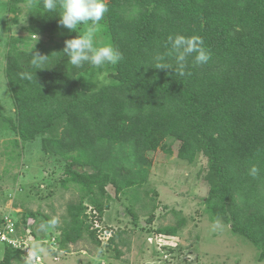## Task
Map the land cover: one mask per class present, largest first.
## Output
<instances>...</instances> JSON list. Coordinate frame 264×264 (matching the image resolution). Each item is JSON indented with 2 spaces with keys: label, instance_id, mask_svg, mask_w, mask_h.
<instances>
[{
  "label": "trees",
  "instance_id": "1",
  "mask_svg": "<svg viewBox=\"0 0 264 264\" xmlns=\"http://www.w3.org/2000/svg\"><path fill=\"white\" fill-rule=\"evenodd\" d=\"M23 2L9 0L8 8L18 11ZM106 3L108 35L123 59L115 65L113 81L99 89L77 85L78 74L92 65L76 68L68 62L64 41L75 36L59 26L58 13L44 10L42 0L30 10L27 30L47 39L32 49L30 37H15L6 54L13 108L0 106V136L12 130L21 142L39 139L41 152L57 157L63 168L61 185L75 183L81 190L78 203L67 207L59 234L51 232L48 239L63 252L84 233L99 244L98 225L92 228L88 222L86 203L99 217L111 196L107 185L116 193L130 188L136 194L150 170V153L173 139L179 159L192 163L199 154L206 157L204 204L210 219L230 223L232 232L253 244L257 259L264 260V0ZM176 34L199 35L212 54L198 67L189 57L190 76L153 67L155 57L166 51L167 37ZM17 42L21 46H14ZM37 51L50 54L44 65L49 68L32 66ZM21 72L35 74L33 80L21 79ZM253 164L260 168L258 179L249 175ZM29 216L34 215L13 218L15 226L22 222L37 235ZM155 231L175 235L177 228ZM112 242L111 235L106 244ZM1 243L2 263L28 264L22 250Z\"/></svg>",
  "mask_w": 264,
  "mask_h": 264
},
{
  "label": "rangeland",
  "instance_id": "2",
  "mask_svg": "<svg viewBox=\"0 0 264 264\" xmlns=\"http://www.w3.org/2000/svg\"><path fill=\"white\" fill-rule=\"evenodd\" d=\"M8 1L0 0V106L6 111L13 108L5 76L6 54L13 47V38L30 37V43H34L36 34L39 39H47V35L27 30L31 22L26 2L19 3L16 11L12 7L9 10ZM100 23L97 45H112L105 19ZM73 35L78 33L73 31ZM14 46H21L20 42ZM114 71L112 64L99 69L90 66L78 74L77 85L82 90L95 91L113 81ZM163 144L166 149L163 145L150 153V170L144 183L136 187V194L130 188L116 193L107 185L111 196L99 217L86 203L88 222L101 230L100 243L84 233L63 252L38 241L48 238L51 232L59 234L58 228L68 219L67 207L78 203L81 190L75 183L61 185L63 168L57 157L41 152L39 139L21 142L8 130L0 136V219L9 216L20 221L22 214L34 215L28 221L34 224L37 235L22 222L17 231L22 238L30 239L32 249L39 245L44 250L37 253L45 264H264V260L257 259L253 244L232 232V225L222 218L211 220L205 210L209 188L203 177L206 157L199 154L189 163L177 156V141L167 139ZM54 217L58 225L45 228ZM166 225L175 226L177 233L155 231ZM110 234L113 242L107 245ZM4 246L0 242V264H5ZM11 264H21V260L13 259Z\"/></svg>",
  "mask_w": 264,
  "mask_h": 264
},
{
  "label": "clouds",
  "instance_id": "3",
  "mask_svg": "<svg viewBox=\"0 0 264 264\" xmlns=\"http://www.w3.org/2000/svg\"><path fill=\"white\" fill-rule=\"evenodd\" d=\"M42 2L45 11L59 14L58 24L60 27L66 28L69 32L74 31L78 33L77 36L66 39L64 41V48L62 49L63 55L68 57V62L71 65L76 68H82L85 63H89L99 69L107 64L116 65L123 59L122 53L112 45L104 44L98 46L96 43V36L102 29L100 22L109 11L106 0H42ZM38 4L39 0H26V8L29 10L37 7ZM26 14L22 23L25 22ZM38 40L39 37L35 34L32 49L35 47V43L38 42ZM165 48L166 51L163 54H159L155 57L156 62L153 67L159 70L171 69L181 77L191 75L188 64L189 57L193 58L192 67L203 66L207 64L212 57L210 50L204 46L203 39L199 35H169L166 40ZM32 54L33 58L31 64L35 69L49 68L44 67V65L47 63L50 54L45 55L38 51ZM170 59L174 60L175 63H170ZM19 75L21 79L31 81L35 74L31 72H21ZM249 175L254 179H258L260 177L259 166L253 164L249 169ZM58 223V218L54 217L44 227L55 228ZM15 228L18 236H21L16 226ZM100 232V229H98L97 238L99 240L101 239L99 235ZM111 235L112 234H110V236ZM27 239L31 247L30 239L28 237ZM38 242L52 244V241L48 238H40ZM52 248L57 250V244H55V242ZM42 251L44 250L40 248L39 245H34L29 260L26 259V254L23 251L25 260L28 264H34L35 255H39L37 252Z\"/></svg>",
  "mask_w": 264,
  "mask_h": 264
},
{
  "label": "built area",
  "instance_id": "4",
  "mask_svg": "<svg viewBox=\"0 0 264 264\" xmlns=\"http://www.w3.org/2000/svg\"><path fill=\"white\" fill-rule=\"evenodd\" d=\"M3 230L0 231V242H5L8 245L22 249L26 254V259H30V253H32V249L30 247V243L27 238H22L18 236L15 228V222L9 216L3 217ZM97 226V224H96ZM54 241L51 246H53ZM34 264H45L40 255H35Z\"/></svg>",
  "mask_w": 264,
  "mask_h": 264
}]
</instances>
